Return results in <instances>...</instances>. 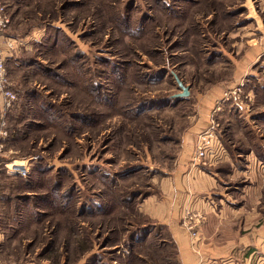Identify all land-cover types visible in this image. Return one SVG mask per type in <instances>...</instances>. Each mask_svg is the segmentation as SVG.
Returning a JSON list of instances; mask_svg holds the SVG:
<instances>
[{"label":"rangeland","instance_id":"rangeland-1","mask_svg":"<svg viewBox=\"0 0 264 264\" xmlns=\"http://www.w3.org/2000/svg\"><path fill=\"white\" fill-rule=\"evenodd\" d=\"M1 2L0 264H174L139 204L212 120L264 226V0Z\"/></svg>","mask_w":264,"mask_h":264},{"label":"crops","instance_id":"crops-1","mask_svg":"<svg viewBox=\"0 0 264 264\" xmlns=\"http://www.w3.org/2000/svg\"><path fill=\"white\" fill-rule=\"evenodd\" d=\"M192 152L180 155L165 178L152 177L158 194L140 202L141 215L164 227L174 264H264V226L253 227L248 187L231 193L236 178L233 161L227 156L210 169L196 167L190 164ZM187 214L201 218L195 237L183 225Z\"/></svg>","mask_w":264,"mask_h":264},{"label":"built area","instance_id":"built-area-1","mask_svg":"<svg viewBox=\"0 0 264 264\" xmlns=\"http://www.w3.org/2000/svg\"><path fill=\"white\" fill-rule=\"evenodd\" d=\"M9 24L10 17L7 15L6 8L0 0V94L3 99L2 114L0 116V157L2 141L7 136V131L5 130V113L12 109L17 101V96L11 89L6 68V60L14 56L18 48V42L7 34ZM217 126L212 120L204 131L198 133L194 147L193 165L201 163L204 166L210 163L208 161L212 160L214 163H219L225 158L223 156L226 155L227 151L217 136ZM10 166L14 170L21 172L23 176L27 173L26 166L24 165L17 164L14 166L12 163ZM193 219L196 220L195 223ZM200 219L190 214L186 215V221L183 225L191 232V236L196 235V231L194 230Z\"/></svg>","mask_w":264,"mask_h":264},{"label":"water","instance_id":"water-1","mask_svg":"<svg viewBox=\"0 0 264 264\" xmlns=\"http://www.w3.org/2000/svg\"><path fill=\"white\" fill-rule=\"evenodd\" d=\"M173 77H174V80H175L176 85H177L178 89L180 90V92L177 93V94L172 95L171 96V99H183V98H187L189 96L188 88L185 87L183 85V83L176 76L173 75Z\"/></svg>","mask_w":264,"mask_h":264},{"label":"trees","instance_id":"trees-1","mask_svg":"<svg viewBox=\"0 0 264 264\" xmlns=\"http://www.w3.org/2000/svg\"><path fill=\"white\" fill-rule=\"evenodd\" d=\"M7 61V60H6ZM179 100V99H178Z\"/></svg>","mask_w":264,"mask_h":264}]
</instances>
